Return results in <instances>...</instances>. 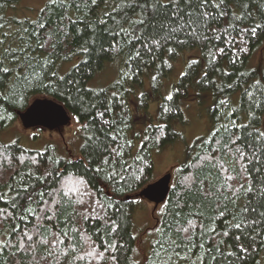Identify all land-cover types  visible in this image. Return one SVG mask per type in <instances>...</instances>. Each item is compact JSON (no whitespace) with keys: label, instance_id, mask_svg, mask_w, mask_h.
Here are the masks:
<instances>
[{"label":"trees","instance_id":"1","mask_svg":"<svg viewBox=\"0 0 264 264\" xmlns=\"http://www.w3.org/2000/svg\"><path fill=\"white\" fill-rule=\"evenodd\" d=\"M19 2L20 0H0V5H3L0 7V24H3L0 33L10 34L9 42H12L14 48L17 46L26 48L27 41L31 38V47L27 51L35 57L31 63L38 77L42 78L44 83H48L51 73L55 72L58 76H64L65 80L77 82L70 86L72 95L74 98L78 95L82 96L84 103L80 104L77 101L74 104L54 88L46 91L43 86L30 85L22 103L0 99V115L11 117L0 121V133L18 120L17 111L25 109L35 98L48 97L61 103L71 115V119L74 117L77 122L79 120L83 132V144L87 137L94 136L105 145H109L112 136H116L117 140L113 146H123V156L113 157L108 169L114 170L116 176L113 179H104L103 174L93 175L90 172L87 179L91 183L88 187L92 197L106 206L107 217H111L119 225L115 240L124 245V248L118 251L119 264H144L143 258L138 257L136 241L131 232V214L135 209V196L153 180L152 153L181 139L178 126L185 123L184 104L190 101L200 103L204 107V115L208 121L207 133L193 140L186 149L183 161L175 167L171 176L172 183L161 208L166 203L171 207V202H176V197L179 196L177 211L185 214L193 213V222L202 226L205 231L215 229V235L211 231L201 235L198 228L197 235L193 236L196 246L188 255L191 261H196V264H199L198 258L220 240L224 241L220 246L221 251L225 253L235 251L239 245L234 237L240 235L239 230L229 231L227 237L222 233L236 223L233 214L239 218V210L248 200L252 201L253 206L259 204L261 207H264V200H257L252 195L245 198L243 189L240 190V199L235 205L224 200L221 192L217 190L220 182L216 179V170L208 164V156L210 150L218 146L217 141L226 138L223 126L226 125L230 131L240 134L230 121H235L236 124L247 123L249 108H255L254 101L260 104L259 108H255L259 120L254 122V126L264 131V65L260 66L253 62L255 53L264 46V28L258 29L255 35L242 31L255 24L264 23V0H226V3L221 4L219 8L215 7V4H219L220 0H208L205 8L200 10L209 13L203 18L208 24H198L196 27L200 39H193L185 35L184 31L172 33L171 28L176 26L175 23L168 28L162 27L169 19L163 12L150 14L145 25H134L131 20L138 19L139 9L135 10V14L132 9L126 7L119 9L118 5L122 0H98L96 5H92L90 0H71L66 9L50 7L41 12L45 2L33 18L10 14ZM221 12L223 15H220ZM184 19L187 20V17L185 16ZM101 20L105 22L101 23ZM40 23L45 25L43 29L38 27ZM187 31L190 32L191 29ZM34 33L39 35V40ZM164 35L171 38L165 41L161 39ZM149 37L160 40L162 46H154L148 40ZM45 40L48 41L46 47L37 46ZM179 41L185 43L180 44ZM190 51H193L194 55L185 57L183 71L175 80L176 83L173 84L175 82L173 81L171 85L173 100L168 101L161 95V90L164 89L163 81L171 73L173 62L177 57ZM112 62H117L119 65L116 79L101 88L89 87V82L104 65ZM5 63L9 62L5 61ZM41 65L47 67L42 69ZM45 72L48 73L47 76ZM153 76L156 80L152 79ZM11 79L9 77V81ZM51 80L55 84V77H51ZM257 81L260 82L259 89ZM17 91L18 93L23 91V85H18ZM155 95L161 98H155ZM150 99L158 104L155 119L149 113ZM206 100L209 101L208 105ZM165 108L169 111L165 112ZM99 113L104 115L100 116ZM217 129L219 132L214 138L212 133ZM7 145L12 148L10 155L18 156L26 151L28 155L25 158L28 159V156L36 158L41 166L36 169L30 163L23 166L14 164V170L20 173L14 179L13 168L3 171V178L0 179V194H3L0 208L5 210L10 209L4 201H9L10 204L22 185H34L36 190H51L47 187L50 180L44 181L42 178V181H36L33 178L45 168L51 170L52 165L47 163L49 157L61 160L87 159L88 155L82 147L77 156L60 157L52 147L36 151L24 148L17 141L15 145L11 143ZM138 156L142 157V160H138ZM94 166V164L89 165L90 168ZM228 167L231 169L233 165L229 164ZM236 167L237 173H240L239 166ZM253 167L255 165H249L248 172L240 173V178L232 181L233 185L236 186L241 181L245 187L249 183H253V186L259 184L260 177L264 176V167H261L259 172L252 171ZM58 171L61 173L59 180L68 186H71L72 182L79 179L83 173L79 165L65 169L61 164ZM29 172H32L33 176H29ZM248 173H251V179ZM197 178L204 182L205 188L208 187L209 182L216 185L213 189L216 195L205 200L198 191L186 192L185 186L194 187L193 181ZM9 184L11 189L8 187ZM55 187H60V184L57 183ZM228 195L232 196L233 193L229 192ZM217 196L220 197L219 206L214 203ZM17 202L23 207V199ZM225 204L227 211L223 216L219 215V211H214L217 207L223 209ZM68 211L71 212V209ZM98 211L99 217L96 219L85 221L79 217L74 218L75 227L80 228L83 235V240L76 248L80 256L85 255L90 244H95L98 251H103L101 245L113 239L106 223L105 212ZM197 211L203 213L199 220L194 216ZM15 212L19 214L20 209H16ZM248 216L250 219L257 218L252 212H249ZM161 219L158 214V220ZM167 219L171 222L172 217L168 216ZM63 220L64 217H61L57 222L59 227H64ZM7 223L20 222L17 220ZM0 231H3V226H0ZM245 231L249 236L245 238L241 235L239 243L248 247L252 243L253 236L256 237V243L249 248V255L243 264H264V247L259 243L260 236H264V232H260V236H257L260 228L255 224ZM72 235L70 232L69 236ZM45 238L47 239V236ZM157 238L156 233L155 240ZM3 239L5 235H0V240ZM153 242L147 251L149 256L152 254L150 249L153 247ZM201 243L204 244V248L199 247ZM20 246L23 247V244ZM59 251L62 252L63 249ZM212 254L216 255L214 247ZM46 255L47 250L41 246L15 264H47L42 260ZM4 259L7 260V256ZM9 264L13 262L9 261ZM76 264H111V261L106 255L103 260L86 257L82 261L77 260ZM179 264H190V262L182 259ZM204 264H223V259L221 258L219 262L206 259ZM228 264H241V262L229 258Z\"/></svg>","mask_w":264,"mask_h":264},{"label":"snow or ice","instance_id":"2","mask_svg":"<svg viewBox=\"0 0 264 264\" xmlns=\"http://www.w3.org/2000/svg\"><path fill=\"white\" fill-rule=\"evenodd\" d=\"M90 2L92 5H96L98 0H90ZM70 3L71 0H46L44 8H41V12L50 7L66 9ZM207 3L208 0H126V2L122 0L118 8L123 9L126 7L132 9L134 14L135 10L139 9L138 19L131 20V23L134 25H145L150 14L155 15L158 12L166 13L169 19L167 24L162 25V27L168 28L175 23L176 26L171 28L172 33L184 31L185 35L191 36L193 39H200L201 36L196 31V27L198 24H208V21L203 18L208 16L209 13L200 11L205 8ZM225 3L226 0H220L219 4H215V7L219 8L221 4ZM0 7H3V5H0ZM220 15H223V12ZM185 16L187 20L184 19ZM173 17H175V20H173ZM104 22L101 20V23ZM38 27L43 29L45 25L40 23ZM0 28H3V24H0ZM189 28L191 29L190 32L187 31ZM261 28H264V23L255 24L251 28L243 29L242 31L255 35L257 30ZM9 35L7 32L0 33V99L22 103L26 98L27 89L31 85L33 87L43 86L46 91L49 88H54L56 92L64 95L66 100H71L74 104L77 101L80 104L84 103L82 96L78 95L74 98L72 95L70 86L77 82L65 80L64 76H58L55 72L51 73L48 83H44V80L38 77L35 73L34 65L31 63L35 57L27 51L31 47V38L28 39L26 48L20 46L14 48L12 42H9ZM34 35H37V39L39 40V35L36 33ZM168 38L171 37L167 35L161 37L165 41ZM137 39L144 38L137 37ZM148 40L154 46H162L160 40L154 37H149ZM178 43L183 44L185 41H179ZM47 44L48 41L45 40L43 43H38L37 46L44 48ZM83 51H87V49H83ZM169 51H174V49H169ZM5 61L9 63L6 64ZM193 63H196V61H193ZM41 67L43 69L47 65H41ZM44 74L45 76L48 75L47 72ZM9 77L12 78L11 81H9ZM51 77H55V84L51 80ZM152 79L156 80V77L153 76ZM256 84L259 89L260 82L257 81ZM18 85H23V91L19 93L17 91ZM89 91L91 90L89 89ZM77 93H79L78 88ZM248 95H251V93H248ZM166 99L168 101L173 100V95L171 93L168 94ZM222 103L224 102L222 101ZM253 103L255 108L260 107L259 102L254 101ZM89 107L94 108L95 105H89ZM255 108H249V120L247 123L236 124L235 121H230L232 126L238 129L239 135L237 132L230 131L226 125L223 126L226 138H221L217 141L218 146L211 149L208 156V164L212 169L216 170V179L220 182L219 189L217 190L221 192L224 200L231 202L233 205L240 199L239 192L241 189L244 190L245 198L252 195L257 200H264V176L260 177V183L255 186H253V183H249L245 187L242 181L236 186L232 183L233 180L240 178V173L248 172L249 165H255L252 168L254 172H259L261 171V167H264V131L254 126V122L259 120ZM164 111L167 112L169 109L165 108ZM99 115L103 116L104 113H99ZM4 119H11V117L0 115V121ZM105 123L108 122L105 121ZM217 132H219V129L212 133L214 138ZM116 140L117 137L112 136L111 143L105 145L98 137L89 136L85 144L82 145V148L88 153L87 159L61 160L49 157L47 163L52 165L51 170L45 168L42 173L35 176H33L32 172L28 173L36 181H42V178L44 181L50 180L47 187L51 190H36L34 185H22L21 189L17 191L16 196L12 198L10 204L9 201H4L5 204L9 205L10 210L0 208V226H3V231H0V235H5V239L0 240V264H9V261L15 264L16 261H22L24 256L31 255L41 246L47 250V255L42 257V260L46 261L47 264H53L54 260L55 264H61V262L62 264H76L77 260L82 261L86 257L103 260L106 255L111 264H119L118 251L124 248L122 243L115 240V234L118 232L119 225L111 217H107L106 206L101 204L98 199L92 197L88 187L91 181L87 179L90 172L93 175L103 174L104 179H113L116 176L114 170H108L110 167L109 162L113 157L123 156V146H113ZM11 144L15 145L16 141H12ZM10 153H12L10 145L0 143V179L3 178V171L7 168H13V179L16 175H20L19 172L14 170V164L23 166L26 163H30L36 169H39L41 166L40 161L36 158L28 156V159H26L25 157L28 155L26 151L21 152L18 156L10 155ZM137 159L142 160V157L138 156ZM61 164L65 166V169L77 165L83 169L80 178L73 181L71 186L59 180L61 173L58 169ZM93 164L95 166L90 168L89 165ZM229 164L233 165L231 169L228 167ZM236 166H239L240 173H237ZM112 167L114 168V166ZM234 173L236 175H233ZM248 176L251 179V173H248ZM57 183L60 184V187H55ZM193 184L194 187L192 188L185 186V191H198L205 200H209L216 195L213 191L216 185L211 182L208 183L207 188L204 187V182L200 181L199 178L193 181ZM8 187L11 189L10 184ZM229 192L233 193V195L229 196ZM19 199H23V207L17 202ZM0 200H3V194H0ZM179 200L180 197L177 196L176 202H171V207L170 204L166 203L160 209L159 215L162 219L157 221V226L153 229V232L158 234V238L153 242V247L150 249L151 256L147 253L144 254V264H179V261L182 259L189 261L190 264H196V261H191L188 253L196 246L193 236L197 235V229L199 228V234L201 235H206L207 231H211L214 235L216 234L215 229L205 231L202 226L196 225L193 222V213L185 214L182 211H177ZM214 203L219 206V196L216 197ZM86 204L87 207H85ZM16 209H20L19 214L15 212ZM69 209H71V212L68 211ZM98 210L105 212L106 223L113 239L101 245L103 251H98L95 244H90L89 250L85 255L80 256L76 248L80 241L83 240V235L80 228L75 227L74 218L79 217L85 221L96 219L99 217ZM214 211H219V215L223 216L227 211V205L225 204L223 209L217 207ZM249 212L255 213L257 218L250 219L248 216ZM168 216L172 217L171 222L168 221ZM194 216L196 220H199L203 216V213L197 211ZM61 217H64V227H59L57 223L61 220ZM17 220L20 222L19 224L7 223L8 221ZM233 220H236V223L232 224L230 229L224 231L222 235L227 237L229 231L233 229L239 230L240 235L234 237V240L239 245L236 250L227 253L221 251L220 246L223 245L224 241L220 240L212 247H209L198 258L199 264H204L206 259L219 262L221 258L223 259V264H228L229 258L238 260L243 264L249 255V248L252 247V244L256 243V237L253 236L251 238L252 243L248 247H245L244 244L239 243L241 235L247 238L249 233L245 230L252 228L253 224L260 228L257 236H260V232H264V227H261V225H264V207H261L259 204L253 206L252 201L248 200L240 208L239 218L233 214ZM253 230L255 231V229ZM70 232L73 234L71 237L69 236ZM46 236L47 239L45 238ZM259 243L261 247H264V236H260ZM21 244H23V247L20 246ZM199 247L204 248V244H199ZM213 247L216 250V255L212 254ZM61 248L63 249L62 252L59 251ZM5 256H7V260L4 259Z\"/></svg>","mask_w":264,"mask_h":264},{"label":"rangeland","instance_id":"3","mask_svg":"<svg viewBox=\"0 0 264 264\" xmlns=\"http://www.w3.org/2000/svg\"><path fill=\"white\" fill-rule=\"evenodd\" d=\"M45 2L46 0H20L16 9L11 11L10 14H15L17 17L33 18ZM186 54H181L173 62L171 73L163 81L164 89L161 90L163 97L171 93L172 82L183 71L185 57L194 55V52L190 51ZM253 62L260 66L264 65V46L255 53ZM118 69L119 65L117 62L105 64L103 69L89 82L88 86L91 88H101L110 84L116 79ZM175 83L176 81L173 84ZM155 98L161 97L155 95ZM208 104L209 101L206 100V105ZM157 106L158 104L150 99V105L148 106L149 113L154 119L157 113ZM183 109L185 123L181 126L177 125L181 132V139L152 153V181L168 172L173 176L175 167L183 161L185 151L192 144L193 140L207 133L208 121L204 115V107L200 103L196 104L190 101L186 105L184 104ZM35 129H24L20 122L16 120L9 127L1 131L0 142L8 144L12 141H17L24 148L36 151H42L47 147H52L60 157H68V155L77 156L80 154L83 144V132L74 117H72L71 122L64 127L61 133L47 131L41 128ZM135 197V209L131 214V232L133 237H135L136 248L139 254L137 256L143 258L150 244L155 240L156 233L153 232V229L157 226L158 214L162 203L155 206L152 202L142 197Z\"/></svg>","mask_w":264,"mask_h":264},{"label":"water","instance_id":"4","mask_svg":"<svg viewBox=\"0 0 264 264\" xmlns=\"http://www.w3.org/2000/svg\"><path fill=\"white\" fill-rule=\"evenodd\" d=\"M18 121L24 129L41 128L61 133L71 122V115L59 102L48 97L33 99L25 109L16 112ZM171 173H165L158 179L145 185L136 196L142 197L155 206L162 203L170 189Z\"/></svg>","mask_w":264,"mask_h":264},{"label":"flooded vegetation","instance_id":"5","mask_svg":"<svg viewBox=\"0 0 264 264\" xmlns=\"http://www.w3.org/2000/svg\"><path fill=\"white\" fill-rule=\"evenodd\" d=\"M36 129H38V128H36ZM36 129H35V130H36ZM28 130H30V129H28ZM28 130H27V131H28Z\"/></svg>","mask_w":264,"mask_h":264}]
</instances>
